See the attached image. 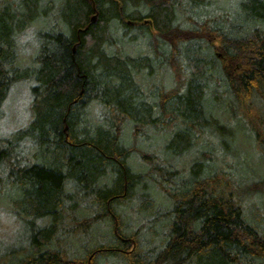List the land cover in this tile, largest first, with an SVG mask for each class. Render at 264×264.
I'll return each mask as SVG.
<instances>
[{
	"label": "trees",
	"instance_id": "obj_1",
	"mask_svg": "<svg viewBox=\"0 0 264 264\" xmlns=\"http://www.w3.org/2000/svg\"><path fill=\"white\" fill-rule=\"evenodd\" d=\"M236 1L227 34L216 0H0V118L13 81L33 98L28 128L0 136V185L30 214L28 254L8 264H264V212L247 211L264 177L242 181L220 119L264 160V0ZM32 19L29 65L13 40ZM197 40L224 56L226 90L188 52Z\"/></svg>",
	"mask_w": 264,
	"mask_h": 264
},
{
	"label": "rangeland",
	"instance_id": "obj_2",
	"mask_svg": "<svg viewBox=\"0 0 264 264\" xmlns=\"http://www.w3.org/2000/svg\"><path fill=\"white\" fill-rule=\"evenodd\" d=\"M42 1L44 2L43 4H46L48 0ZM51 1L55 2L54 12H57L59 7L62 5V0ZM232 2L233 3L229 4L227 0H216V2L212 5L214 7L221 6L223 9H229L231 11L232 15H227L228 18L224 19L221 23V28H223L227 34H232V32L237 30L232 26H237L238 21L234 22L232 18L238 19L240 17L238 1L232 0ZM1 10H3V7H1ZM183 11L188 13L190 9H184ZM44 23V21L32 19L22 29L15 30L13 40L15 49L14 54L16 56V60L18 58L23 60L21 61L22 64L25 63L30 65V59L35 50L34 42L36 41V32L39 29H42ZM182 27H184L183 24ZM246 28L247 27L244 26V29ZM200 46L202 48L201 54L197 52V50L200 49ZM126 47L127 51L131 54H135V51L137 52V50L131 44L126 45ZM187 47H189L188 52H190L192 58L198 60V68L200 69L204 66L207 69V71H204L205 73L208 75L211 73L216 74L220 81H222V84H220L218 87L222 88V90H226L225 72L226 70L229 71V66L227 63L222 64L219 61L222 60L224 56L209 52L208 45L198 40ZM147 52L152 53L151 51ZM231 69H233V67H231ZM158 72L159 71L157 70V72L154 73L155 79L159 78L160 72ZM161 75H163L162 72ZM135 79L137 82L143 80L142 73L136 75ZM32 100L33 98L31 94L30 83L28 81L12 82L8 89V95L1 107L3 109V116L1 115L0 118V136L10 137L19 129L24 130L28 128L32 117ZM90 108H92V106H90ZM97 108V105L93 106L92 110L94 113L97 111ZM221 110H228L231 112V109L227 108L226 106H221ZM217 118L219 117L217 116ZM220 119L222 124H226L233 129V136L231 139H229L231 141L230 149L231 146L234 145L236 148L234 154L237 156L234 158L232 163L234 165L235 171L241 175L242 181L246 184H251L264 177V160L258 156L261 154V149H258L257 147L255 148L253 138H251L250 134H248L245 128L242 127L241 120L230 118L228 113H221ZM217 134L218 133L216 132L214 135L215 140H219V135ZM202 136H204V133ZM208 136H210V134ZM154 139L156 138H147V140L150 141ZM28 151L30 154V148H28ZM159 152L160 151H158V153ZM227 158H230L229 155ZM134 168L137 169L138 166L135 165ZM17 196H21V192L19 193V191L12 184L5 182L0 185V264L3 262L8 264L11 263V261L14 262L22 259L26 254H28L29 251L28 247L27 249L25 248L30 224V214L22 212L20 206L13 203L12 200L15 201ZM256 206L258 210L255 209ZM260 210L264 212V195L263 197L258 198L257 202H248L247 204V211L249 214H252L255 223H257L256 220L258 219V214L261 213ZM258 211L260 213H258ZM80 215L81 213L79 211L74 214V216L77 218H79ZM133 218L137 219V217ZM107 221H109L108 223L111 224V220ZM262 222L264 223V221ZM36 224L42 227L45 226L46 222L37 221ZM132 230L133 227L130 226L129 228V226H127L124 229L123 235H129ZM107 258L109 264H122L121 258Z\"/></svg>",
	"mask_w": 264,
	"mask_h": 264
},
{
	"label": "water",
	"instance_id": "obj_3",
	"mask_svg": "<svg viewBox=\"0 0 264 264\" xmlns=\"http://www.w3.org/2000/svg\"><path fill=\"white\" fill-rule=\"evenodd\" d=\"M97 20V15H94L91 19L92 22H95Z\"/></svg>",
	"mask_w": 264,
	"mask_h": 264
},
{
	"label": "flooded vegetation",
	"instance_id": "obj_4",
	"mask_svg": "<svg viewBox=\"0 0 264 264\" xmlns=\"http://www.w3.org/2000/svg\"><path fill=\"white\" fill-rule=\"evenodd\" d=\"M156 71L154 70V73H155Z\"/></svg>",
	"mask_w": 264,
	"mask_h": 264
},
{
	"label": "bare ground",
	"instance_id": "obj_5",
	"mask_svg": "<svg viewBox=\"0 0 264 264\" xmlns=\"http://www.w3.org/2000/svg\"><path fill=\"white\" fill-rule=\"evenodd\" d=\"M148 25V24H147Z\"/></svg>",
	"mask_w": 264,
	"mask_h": 264
}]
</instances>
